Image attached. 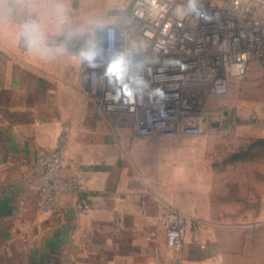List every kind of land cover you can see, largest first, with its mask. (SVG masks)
Masks as SVG:
<instances>
[{
	"label": "crops",
	"instance_id": "1",
	"mask_svg": "<svg viewBox=\"0 0 264 264\" xmlns=\"http://www.w3.org/2000/svg\"><path fill=\"white\" fill-rule=\"evenodd\" d=\"M124 1L0 0V264H176L161 221L168 206L188 218L184 264H264V235L245 234L232 251L195 225L182 140L134 143L88 98L86 35L128 22ZM65 127L67 171L78 168L84 189L51 214L38 206L32 163Z\"/></svg>",
	"mask_w": 264,
	"mask_h": 264
},
{
	"label": "built area",
	"instance_id": "2",
	"mask_svg": "<svg viewBox=\"0 0 264 264\" xmlns=\"http://www.w3.org/2000/svg\"><path fill=\"white\" fill-rule=\"evenodd\" d=\"M130 19L88 31L81 73L91 102L132 142L197 137L207 131L206 99L226 95L254 61H264V0H125ZM119 61V63H117ZM123 68H120V64ZM120 69L112 76L109 69ZM130 91L137 95L126 102ZM69 130L32 163L41 211L61 213L83 191L78 168L67 171ZM176 264L188 218L168 206L161 215ZM222 260V256H218Z\"/></svg>",
	"mask_w": 264,
	"mask_h": 264
},
{
	"label": "rangeland",
	"instance_id": "3",
	"mask_svg": "<svg viewBox=\"0 0 264 264\" xmlns=\"http://www.w3.org/2000/svg\"><path fill=\"white\" fill-rule=\"evenodd\" d=\"M205 110L206 133L179 138L181 177L192 186L195 225L237 251L245 234L264 235V217L254 216L264 208V61L252 62L226 95L207 98Z\"/></svg>",
	"mask_w": 264,
	"mask_h": 264
},
{
	"label": "clouds",
	"instance_id": "4",
	"mask_svg": "<svg viewBox=\"0 0 264 264\" xmlns=\"http://www.w3.org/2000/svg\"><path fill=\"white\" fill-rule=\"evenodd\" d=\"M27 35H28L29 42H31V29H28ZM117 63H119V61H117ZM120 68H123L122 63L120 64ZM109 71H110L112 76H119L120 75V69L119 68L115 71H112L111 69H109ZM136 95H137V93L135 91H130V93L128 95V99L126 102H133Z\"/></svg>",
	"mask_w": 264,
	"mask_h": 264
}]
</instances>
